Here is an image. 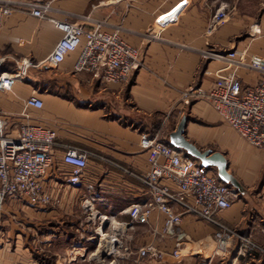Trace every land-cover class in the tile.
<instances>
[{
  "label": "crops",
  "instance_id": "1",
  "mask_svg": "<svg viewBox=\"0 0 264 264\" xmlns=\"http://www.w3.org/2000/svg\"><path fill=\"white\" fill-rule=\"evenodd\" d=\"M50 1L53 10L49 15L56 20L82 22L89 16L93 23L106 29L119 27L123 38L138 49L142 62L127 83L105 84L90 72L74 70L78 52L57 66L46 61L61 37L48 18L14 9L4 20L0 30V73H13L16 60L23 58L37 64L29 68L25 78L15 80L11 90H0V112L7 121L5 133L15 135L20 123L29 122L54 130L56 136L51 150L53 161L42 178L54 203L33 206L6 200L0 212V264H97L103 256L110 259V246L115 241L98 239L97 243L93 239L98 237L95 233L85 240L79 239L78 234L64 239L67 234L57 233L60 228L56 227L57 230L45 228L39 238L36 226L30 223L26 228L31 237L28 244L27 239H22L23 231L14 235L4 232L2 227L7 221H3L13 213L11 208L47 220L59 209L66 211L83 199H92L98 208L95 214L114 217L112 221L103 217V228L109 223L127 222L125 209L151 200L149 187L140 179L151 169L143 140L159 134L164 127L168 136L182 116L187 118V139L201 149L221 152L228 171L241 186L239 199L214 215L217 222L233 232L226 251L215 253V223L184 214L177 227L178 240L163 234L165 215L153 210L146 224L122 227L127 251L120 264L263 261L264 150L240 137L211 101L199 94L213 90L217 79L231 72L239 77L242 88L256 83L260 74L254 66L264 65V0H233L231 17L211 31L209 18L225 0ZM208 50H236L237 63L208 59L204 56ZM191 89L198 94L185 98ZM32 95L41 99V108L25 106V100ZM166 135L163 139L168 140ZM67 146L89 153L83 189L75 190L64 181L61 157ZM160 181L171 190H178L170 179L164 177ZM171 205L180 210V206ZM74 229L79 233L83 228ZM242 237L259 247L253 258H247ZM90 247L94 248L91 253ZM139 248H146L147 255L140 257ZM34 249L41 252L42 259L33 257ZM176 250L177 257L172 254Z\"/></svg>",
  "mask_w": 264,
  "mask_h": 264
},
{
  "label": "built area",
  "instance_id": "2",
  "mask_svg": "<svg viewBox=\"0 0 264 264\" xmlns=\"http://www.w3.org/2000/svg\"><path fill=\"white\" fill-rule=\"evenodd\" d=\"M14 9H23L36 18H48L61 32L47 62L59 65L73 52H78L74 62L76 72L86 71L100 78L105 84L122 85L127 83L134 71L141 65L138 49L130 45L122 36L119 27L104 28L100 23H93L89 16L82 22L70 19L56 20L50 17L53 10L50 0L9 3L0 0V30L4 20ZM229 13L224 5H219L211 14L208 23L209 31L225 23ZM90 24V25H89ZM88 25V26H86ZM237 51L217 52L208 50L204 56L208 59L237 63ZM13 73H0V90H11L15 80L26 77L29 68L37 66L30 58L16 60ZM259 72L256 83L249 88H242L241 81L234 73H228L217 79L215 88L204 95L209 99L222 117L236 133L250 145L264 150V65L254 66ZM194 90L184 94L185 98L197 95ZM42 101L32 95L25 100L26 107L41 108ZM7 121L0 112V212L6 200L23 202L33 206L51 205L54 200L43 187L42 178L53 161L52 146L55 140L54 130L29 122L20 123L15 135H6ZM147 150L151 169L140 176L149 187L151 200L148 203L131 204L125 213L129 220L122 222L121 227H133L135 224H146L153 210L161 211L165 216L162 232L166 236L177 237V227L184 214H191L203 220L215 223L218 229L214 233L217 254H223L232 231L217 222L214 215L217 211L229 208L239 199V191L219 180L214 169L204 168L200 163L183 150L158 137V133L143 140ZM89 153L78 147L67 146L63 151L61 163L64 181L69 187L80 190L85 187L83 177L88 165ZM162 158L163 162L159 159ZM173 181L177 191L161 183V178ZM92 199L85 202L91 205ZM171 204L180 206L174 210ZM101 219L100 232L105 221H112L111 215L97 213ZM98 238L102 234L93 230ZM104 239L107 233L103 234ZM247 258L259 249L248 238L242 237ZM115 241V240H113ZM118 249L123 248V258L127 247L124 240H116ZM178 245V244H177ZM146 248H139L140 257L147 255ZM178 256L177 250L172 253ZM11 264H19L13 262ZM264 264V260L259 262Z\"/></svg>",
  "mask_w": 264,
  "mask_h": 264
},
{
  "label": "rangeland",
  "instance_id": "3",
  "mask_svg": "<svg viewBox=\"0 0 264 264\" xmlns=\"http://www.w3.org/2000/svg\"><path fill=\"white\" fill-rule=\"evenodd\" d=\"M233 3H234L233 0H225L223 3L230 17H231V13L235 9V6ZM199 95H202V94H199ZM198 122L203 123L201 120H198ZM166 129L167 127H164L163 131L162 130L159 131V134H158L159 138L163 139V136L166 135L165 134ZM166 137L168 136L166 135ZM85 200L86 199H83L81 203H79L78 206L74 205L71 208H68L66 211L59 209L56 215L49 216L47 220L40 219L39 215L35 217L26 216L24 213L20 212V209L11 208V211H13V213H9L8 220L4 219L3 222L7 221V223H6V226L4 225L2 227V229L4 232H8L10 235H14V233H17L20 230L21 232L23 231L22 239L23 240L27 239L28 244H31L29 242L31 237L29 235L30 231H28L26 228L29 226L30 223H34V226H36L35 232L38 234L39 238L41 234L45 233V230H44L45 228H47V230L48 229L55 230L56 227L60 228L59 230L56 229L57 233L60 232L63 234H67L66 236L63 237L64 239L65 237H72L73 235L75 236L77 234H78V238L81 240L92 238L91 237L92 234L93 236H95L94 231H93L94 229L100 232L99 228L101 227L100 226L101 219L98 214L94 213V211H97L98 208H96L95 205H93L92 203H91L92 205H90L89 203L87 204ZM54 206H57V204H55ZM104 215H108V214H104ZM2 217L3 216L0 213L1 222H2ZM79 224L81 225L79 226ZM74 227L83 228V229L80 230V232L78 233L74 229ZM105 233H107L106 240L108 241L115 240V244L110 246L111 258L108 259L106 258V256L105 257L103 256L99 258L100 263H97V264H120V259H123V248L118 249L117 247L118 245H116L117 243L116 240H121V241L124 240V238L126 237L125 235L126 233H124V231L122 230V227L119 225V222L109 223V225L103 228V231L101 233L103 239H104L103 234ZM93 239H95L96 242L98 243V239L100 238L93 237ZM89 249H90L89 252L91 253L94 248L90 247ZM32 255L37 260H40L43 257L41 252L36 249L33 250ZM48 257H49V254H48Z\"/></svg>",
  "mask_w": 264,
  "mask_h": 264
},
{
  "label": "water",
  "instance_id": "4",
  "mask_svg": "<svg viewBox=\"0 0 264 264\" xmlns=\"http://www.w3.org/2000/svg\"><path fill=\"white\" fill-rule=\"evenodd\" d=\"M187 118L182 116L175 129L168 134V143L184 151V153L196 159L204 168L214 169L219 180L234 187L237 191L241 189L239 182L228 171L225 156L218 151L201 149L185 136Z\"/></svg>",
  "mask_w": 264,
  "mask_h": 264
}]
</instances>
